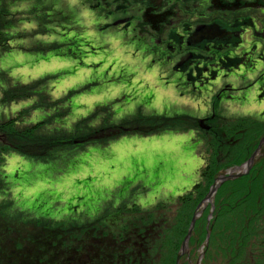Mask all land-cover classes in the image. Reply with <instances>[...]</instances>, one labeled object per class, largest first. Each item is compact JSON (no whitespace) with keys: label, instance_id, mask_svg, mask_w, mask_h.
<instances>
[{"label":"trees","instance_id":"16d2710c","mask_svg":"<svg viewBox=\"0 0 264 264\" xmlns=\"http://www.w3.org/2000/svg\"><path fill=\"white\" fill-rule=\"evenodd\" d=\"M12 1L17 0H0V55L11 49V40L18 38L14 33H6L11 28L8 8ZM34 3L36 8L32 9L39 11L38 5L42 1L36 0ZM39 49L43 52L45 49L53 51L51 46ZM46 81L48 79L45 78L24 85L14 84L6 73H0L3 86L0 107L33 100V110L55 112L34 125L21 124L23 113L0 120V194L6 187L1 165L9 153L49 162L60 159L61 154L68 151L107 145L127 135L147 136L194 130L200 145L202 140L207 141L205 145L209 151V161L205 159L204 150H199L205 165L199 170L198 182L171 202H161L150 209L133 203L107 208L94 221L98 227L95 235L83 231L85 226L76 221L32 218L17 211L13 202L2 200L0 264H175L178 248L189 230L194 211L215 178L220 172L247 162L264 135V122L259 119L247 115L225 119L214 112L209 118L212 126L207 129L203 126V119L186 115L143 116L139 113L118 124L110 121L112 115L109 114V121L104 120L101 127H91L92 122L102 121V115L111 111L109 106L96 107L90 117L78 121L70 132L52 129L54 134H51L48 126L53 119L63 118L68 113L63 106L69 94L53 101L44 90ZM58 109L64 113L58 112ZM251 170L237 180L226 181L229 182L227 185L238 183L240 187L238 191L229 192L225 199L219 198L220 188L216 191L209 241L203 249L208 256L216 253L212 259L219 264H264V173L261 169ZM198 226L196 220L191 244L196 245V241L202 244L206 239L207 231L197 237ZM161 250H166L162 256ZM167 252L169 255L172 253L170 260L167 259Z\"/></svg>","mask_w":264,"mask_h":264},{"label":"rangeland","instance_id":"374dc122","mask_svg":"<svg viewBox=\"0 0 264 264\" xmlns=\"http://www.w3.org/2000/svg\"><path fill=\"white\" fill-rule=\"evenodd\" d=\"M35 1L36 0L12 1L8 8L11 28L10 30H6V33H14L18 38L12 40L16 48L15 50H11V52H7L4 55H2L3 53L1 54L0 73H6L11 81H13V83L15 82L14 84H19L18 81L12 78L14 72L19 76L26 72H30L29 69L32 66L27 65V63L31 61V58H44L48 55H53L54 57L57 55L55 57V62L57 64L55 66H52L53 62L49 65L47 64L45 67V69L49 70L47 73L59 74L60 77L65 76L69 71L68 67H64L67 60L78 61L81 57L88 55L94 57L103 56L101 60V62H103L107 60L106 57L110 54H115L116 57L122 58L125 57L123 52H126L131 55L133 54L135 58L133 61L138 66L142 63L146 64L149 68H153L155 66L164 67L166 64L157 54L153 53L148 48V44L131 42L126 39L124 41H119L121 43L120 46L111 44L107 36H109L112 27L108 29L106 26L102 25L104 22L102 20H97L95 14L89 11L87 7L85 8L80 0H41V5H38V7H40L39 11L32 9L36 8ZM46 13L50 17L46 18ZM65 28L67 29L64 30ZM99 42H102V48H100V45L98 46ZM48 46H51L53 51H46L47 49H45L43 52L39 49L47 48ZM45 69H41V71ZM166 69L168 68L166 67ZM244 70L247 71V74H244ZM236 73L238 74L237 71ZM239 75L240 77H229L221 83L225 86L234 84L236 90L233 93L228 92L232 99H228L226 102H220L217 97L212 101L210 99L208 103L209 107H207L206 110L195 109V114L192 106L186 103L185 107L189 115L194 114L195 117L193 116L192 118L203 119V126L206 127V129L212 126V122L209 121L212 112L219 114L225 119L247 115L264 122V98H260L259 94L255 92L256 87L259 89L261 85L264 84V58L263 61H256L252 69L240 68ZM45 78L46 80L48 79V81H46L47 83L52 80L50 77L45 76L34 81L44 80ZM34 81L30 83H34ZM1 86L2 83H0V91L3 87ZM79 86L80 85H77V87L71 88L68 93V101L65 105L63 104V107H65L67 111L69 109L67 107L68 105L70 107L73 106L72 99L79 94L78 92L81 90L83 91L82 93H85L89 90H86V88L90 85L83 86L81 89H78ZM205 88L206 87H204V89ZM45 89L46 88H44V90ZM231 94H233V97ZM40 97L42 98V96ZM146 100L147 99L135 103V108L139 109V114L143 116L149 115L146 114L147 112L145 113L144 103H146ZM30 102L32 101L24 100L0 107V120L9 119L23 113L24 118H22L21 124L34 125L36 122H40L55 113L53 111L43 112L45 114H41V118H39L36 113L38 110H33V107L29 105ZM108 103H110V101L103 102V104ZM95 108L87 115H82L79 118H76L74 113L68 111L63 118H56L53 119L52 123L50 122L51 125L48 126V129H51V131L49 132L54 134L52 129H61L65 132H70L78 121L90 117L96 111ZM58 112L64 113L61 109H58ZM109 114L112 115V110L108 114L104 113L102 115V121L96 120L92 122L91 127L99 128L104 120L107 119L109 121L110 118L112 123L118 124L128 117H135L138 113L124 117V119L119 121L112 120L113 115L109 118ZM68 118L73 121L68 126H65L64 119L69 120ZM197 136L201 139V135H199L198 132ZM205 143H207V141L202 140V144L198 147V150H202V152L204 150L205 159L209 161V151ZM87 147H83L81 150L68 151L67 153L61 154L60 159L58 158V160L54 161L49 160V162H45L41 159L25 158L17 153H9L5 157V162L1 165V169L3 170L1 174L5 177L6 187H4V192L0 194V204L3 203L2 200H9L13 202L14 208L17 211L20 210L36 219L46 218L47 220L62 222L76 221V223H79L81 226H85L83 227V231L91 232L95 235L94 231H96L98 227L94 225V221L99 219L101 214L106 212L107 208L114 209L122 204L130 205L133 203V194L139 191V193L143 195L144 191L142 188L138 187V189L130 190L127 195L128 197L124 196V198H121L120 196L126 187L123 182L122 184H116L110 187L108 184L110 179L108 177H105V179L100 177L94 181L89 175ZM261 147V151L255 157V161L249 169V172L252 171V168H255L258 170L261 169V172L264 173V143ZM258 160L260 161L258 162ZM235 168H228L220 172L219 176L245 172L244 168ZM244 176H246V174ZM241 182L242 181L239 183ZM227 183H222L217 188L216 191L220 188L221 195L219 198L225 199L227 195L230 194L229 192L236 189L237 191L239 190L240 185L238 183L237 185H227ZM215 195L216 194H214L210 201L205 202V204L201 205L197 210L199 213V217L196 219L199 224L197 237L198 235L203 236L206 231L210 230L209 226H211V221L214 216L213 211L217 201ZM157 196L159 197V194H157ZM161 199L164 198L162 196L159 197L158 200L160 201L153 205L161 202H168L167 200ZM118 200L120 202L116 205L115 202ZM150 207L147 209H150ZM205 241L206 239L202 244L199 243L200 241H196L197 244L195 245L194 243L191 244L189 240L187 244L188 255L185 254V256H182L179 259V264H219L215 262L216 260L212 259V257L215 258V252V254L210 256H208V254L205 255V249H203ZM168 243L171 244V241L169 240ZM179 249L180 247L178 250ZM165 252L166 250H161V256ZM211 252L213 253V251ZM202 253L203 255L201 256ZM171 255L167 252L168 260L171 259Z\"/></svg>","mask_w":264,"mask_h":264},{"label":"crops","instance_id":"0c3cea01","mask_svg":"<svg viewBox=\"0 0 264 264\" xmlns=\"http://www.w3.org/2000/svg\"><path fill=\"white\" fill-rule=\"evenodd\" d=\"M107 38L111 44L121 45L119 40L111 39V36ZM101 44L102 42L98 44L100 48ZM9 48L11 49L7 52L16 49L12 40ZM123 53L125 57L118 58L115 54H110L103 62V56L91 55L81 57L78 61L67 60L64 67H68L69 71L62 77L47 73L49 70L45 69L51 62L52 66L57 64V55L33 57L27 63L32 66L30 72L20 75L22 77L14 72L12 78L24 85L45 76L50 77L52 80L46 84L45 90L53 101L67 96L71 88L77 85H80L78 89L90 85L86 88L88 91L82 93L80 90L72 99V107L67 106L68 111L74 113L76 118L87 115L97 106L109 105L112 120L119 121L139 113L135 103L145 99V113L156 116L188 114V117H195V109L206 110L209 107V90H204L200 96L188 94L184 84L177 80L178 75H170L169 70L162 66L149 68L142 63L138 66L133 61V54ZM31 101L29 105L34 103ZM107 101L110 103L103 104ZM186 103L192 106L194 114L189 115ZM36 113L39 118L41 114H45L41 111ZM68 119H64L65 126L73 121ZM199 146L194 130L169 131L147 136L127 135L103 147H87L89 175L94 181L100 177H108L110 187L123 182L126 187L121 198L127 196L132 189L142 188L145 193L142 195L138 191L139 194H133L132 202L147 209L160 201L158 198L161 196L164 198L161 200L168 202L183 196V193L191 190L198 182L199 170L205 165L198 150ZM119 202L118 200L115 204Z\"/></svg>","mask_w":264,"mask_h":264},{"label":"flooded vegetation","instance_id":"af4514ba","mask_svg":"<svg viewBox=\"0 0 264 264\" xmlns=\"http://www.w3.org/2000/svg\"><path fill=\"white\" fill-rule=\"evenodd\" d=\"M80 1L112 27L111 39L148 44L188 94L209 90L211 101L226 102L236 88L223 80L240 77V68L252 69L264 58V0ZM208 26L219 28L220 37L189 40ZM255 92L264 98V84Z\"/></svg>","mask_w":264,"mask_h":264},{"label":"water","instance_id":"95a60500","mask_svg":"<svg viewBox=\"0 0 264 264\" xmlns=\"http://www.w3.org/2000/svg\"><path fill=\"white\" fill-rule=\"evenodd\" d=\"M221 35V31L219 28H217L216 26H208L205 27L204 29L200 30L197 34H195L192 38H189L190 41H192L193 43H196L198 41L201 40H209L211 38H218ZM264 143V135L263 137L260 139L259 143H258V148L250 155V157L248 158L247 162H245L243 165L237 167V168H244L245 172H239L237 174H226L224 176H218L215 178V183L210 187L209 191L207 192V195L205 196V199L202 200L198 206L196 207L194 214H193V218L190 222L189 225V230L187 232V234L184 237V241L182 242V245L180 247V251L178 252L176 258H175V264H179V259L182 256L188 255V250H187V244L189 243L190 240V236L194 230V225L196 222V219L199 217V213L197 212V210L199 209V207L203 204H205V202L210 201V199L214 196V194H216V190L217 188L222 184V183H226V181H231V180H237V178H240L242 176H244L245 174L247 175L249 172V169L252 167V164L255 161V157L259 154V152L261 151V146ZM235 168V169H237ZM209 231H207V235H206V241H205V245H207L208 241H209ZM203 255V253L201 254V256ZM200 258V257H199ZM201 259V258H200ZM199 259V260H200Z\"/></svg>","mask_w":264,"mask_h":264}]
</instances>
